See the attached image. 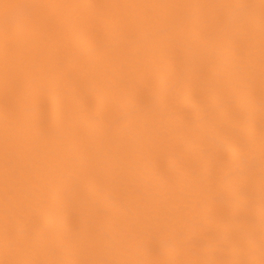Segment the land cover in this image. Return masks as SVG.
<instances>
[{"label": "bare ground", "instance_id": "bare-ground-1", "mask_svg": "<svg viewBox=\"0 0 264 264\" xmlns=\"http://www.w3.org/2000/svg\"><path fill=\"white\" fill-rule=\"evenodd\" d=\"M0 264H264V0H0Z\"/></svg>", "mask_w": 264, "mask_h": 264}]
</instances>
